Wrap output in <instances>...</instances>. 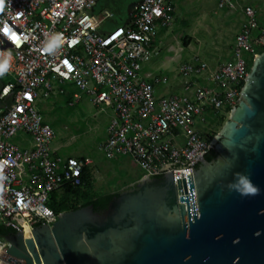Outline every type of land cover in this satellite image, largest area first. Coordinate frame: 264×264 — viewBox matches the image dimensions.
Returning a JSON list of instances; mask_svg holds the SVG:
<instances>
[{
  "label": "built area",
  "instance_id": "built-area-1",
  "mask_svg": "<svg viewBox=\"0 0 264 264\" xmlns=\"http://www.w3.org/2000/svg\"><path fill=\"white\" fill-rule=\"evenodd\" d=\"M175 1L141 0L123 26L101 34L99 26L113 15L102 11L94 22L97 0H3L0 61L5 53L11 59L0 90V226L18 231L52 226L58 215L47 206L50 195L79 187L92 166L88 157H64L50 148L56 134L43 120L40 104L65 84L76 90L75 101L88 96L108 116L102 154L109 160L128 158L140 179L172 172L186 224L184 197L194 222L186 176L193 185V164L212 148L198 126L208 113L227 116L238 106L249 63L264 48V29L257 10L244 0H217L219 10L242 17L229 62L214 68L201 61L184 63L181 93L158 96L156 88L167 79L146 75L143 67L159 55L155 37L173 24ZM193 194L198 219L194 188ZM9 246L0 236V264H12L3 256L21 264L6 253Z\"/></svg>",
  "mask_w": 264,
  "mask_h": 264
},
{
  "label": "water",
  "instance_id": "water-1",
  "mask_svg": "<svg viewBox=\"0 0 264 264\" xmlns=\"http://www.w3.org/2000/svg\"><path fill=\"white\" fill-rule=\"evenodd\" d=\"M11 103L9 96L7 108ZM211 145L192 166L193 185L186 176L193 223L188 197L180 199L188 225L185 205L177 203L172 172L149 175L118 191L103 213L87 206L59 214L50 227L0 226L11 233L0 234L10 243L6 253L21 264H264V51ZM211 151L217 156L209 162ZM238 172L261 191L249 197L230 191Z\"/></svg>",
  "mask_w": 264,
  "mask_h": 264
},
{
  "label": "rangeland",
  "instance_id": "rangeland-1",
  "mask_svg": "<svg viewBox=\"0 0 264 264\" xmlns=\"http://www.w3.org/2000/svg\"><path fill=\"white\" fill-rule=\"evenodd\" d=\"M139 2L97 0L96 10L105 9L114 17L105 21L101 28L112 30L123 26ZM244 4L257 10L259 26L264 29V0H244ZM241 24V15L219 10L217 0H176L173 24L161 30L156 37L159 56L144 65L143 73L161 74L167 79V84L158 93L180 94L178 86L183 82L179 75L181 65L191 60L201 61L208 68L228 63ZM61 87L58 85L60 90ZM62 89L52 99L40 104L43 120L55 129L56 137L50 145L51 150L64 157L90 158V170L94 174L91 182L98 193L120 191L137 183L142 174L131 160H109L99 150L105 139L108 116L99 113L88 96L82 95L79 101H75L76 91L68 101L69 92L73 89ZM224 118L221 123L205 119L202 126H198L209 142L219 135L229 115Z\"/></svg>",
  "mask_w": 264,
  "mask_h": 264
},
{
  "label": "trees",
  "instance_id": "trees-1",
  "mask_svg": "<svg viewBox=\"0 0 264 264\" xmlns=\"http://www.w3.org/2000/svg\"><path fill=\"white\" fill-rule=\"evenodd\" d=\"M258 25H259V20H258ZM258 51H259L258 53L261 54L264 51V48ZM249 67H251V62L249 63ZM67 87L72 88L70 85L65 84V85H62L61 90H63L62 88L66 89ZM72 89L73 90L69 92L68 101L72 99V95L76 91L74 88ZM40 114L43 116V113L41 110H40ZM206 119L216 120L218 123L219 122L221 123L224 121L225 118L224 116H220L218 114L214 115V114L208 113ZM45 123H47L55 131V129L50 123H48L47 121H45ZM203 137L207 139V137H205L204 135ZM215 156H216L215 151H211L204 158L210 162L215 159ZM129 188L127 187L126 189H129ZM118 194H119L118 191L110 192V193H102V194L94 191L92 182H91V170L85 169L83 172L82 178H81V185L79 187H75V188L66 187L63 190L53 192L50 195V200L47 203V206L56 215H59L63 212L76 211L78 209H81L87 206H92L94 212L96 213H103L106 210L108 204ZM9 232L10 231L6 229H0V234L2 235H6Z\"/></svg>",
  "mask_w": 264,
  "mask_h": 264
},
{
  "label": "clouds",
  "instance_id": "clouds-1",
  "mask_svg": "<svg viewBox=\"0 0 264 264\" xmlns=\"http://www.w3.org/2000/svg\"><path fill=\"white\" fill-rule=\"evenodd\" d=\"M56 40L58 41L59 37H57ZM49 50H51V46ZM4 56L5 58L3 61H0V75L8 70L11 53H5ZM228 187L230 191H235L242 197L254 196L261 191L260 187L252 181L251 176L244 172L236 173L233 181L229 183Z\"/></svg>",
  "mask_w": 264,
  "mask_h": 264
},
{
  "label": "crops",
  "instance_id": "crops-1",
  "mask_svg": "<svg viewBox=\"0 0 264 264\" xmlns=\"http://www.w3.org/2000/svg\"><path fill=\"white\" fill-rule=\"evenodd\" d=\"M141 1V0H140ZM138 5V3L134 6V8L131 10V12H130V14L133 12V10L135 9V7ZM96 8H97V5H96V7L91 11V16H92V18H93V20H94V22H97V21H99L100 19H101V17H102V15H101V13H102V11H107V10H105V9H102V10H96ZM114 18V17H113ZM113 18H111V19H113ZM110 19V20H111ZM101 26L102 25H100L99 26V28H98V30H99V32L101 33V34H106V33H108V32H110L111 31V29L110 30H107V29H105V28H101ZM114 28H112V30H113ZM160 33V31L158 32V34ZM157 34V35H158ZM157 35H156V37H157ZM156 37H155V41H154V45L156 46V47H158V41L156 40ZM159 51V50H158ZM159 56V55H158ZM143 70H144V67H143ZM144 74H152V73H144ZM153 75H155V74H153ZM157 76H163V75H157ZM5 80V78L2 76V75H0V83L2 84L3 83V81ZM164 86H159V87H157L156 88V92H157V95L158 96H164V94H160V93H158V92H160V89L161 88H163ZM178 91L180 92L181 91V85L180 86H178ZM166 93H168V92H166ZM172 93H177V92H172ZM166 95V94H165ZM129 186V185H128Z\"/></svg>",
  "mask_w": 264,
  "mask_h": 264
},
{
  "label": "flooded vegetation",
  "instance_id": "flooded-vegetation-1",
  "mask_svg": "<svg viewBox=\"0 0 264 264\" xmlns=\"http://www.w3.org/2000/svg\"><path fill=\"white\" fill-rule=\"evenodd\" d=\"M2 1H3V0H0V2H2ZM215 155L217 156L216 152H215ZM216 156H215V157H216ZM8 234H11V233L9 232Z\"/></svg>",
  "mask_w": 264,
  "mask_h": 264
},
{
  "label": "snow or ice",
  "instance_id": "snow-or-ice-1",
  "mask_svg": "<svg viewBox=\"0 0 264 264\" xmlns=\"http://www.w3.org/2000/svg\"><path fill=\"white\" fill-rule=\"evenodd\" d=\"M5 31H7V30H5Z\"/></svg>",
  "mask_w": 264,
  "mask_h": 264
},
{
  "label": "bare ground",
  "instance_id": "bare-ground-1",
  "mask_svg": "<svg viewBox=\"0 0 264 264\" xmlns=\"http://www.w3.org/2000/svg\"><path fill=\"white\" fill-rule=\"evenodd\" d=\"M196 193V192H195Z\"/></svg>",
  "mask_w": 264,
  "mask_h": 264
}]
</instances>
